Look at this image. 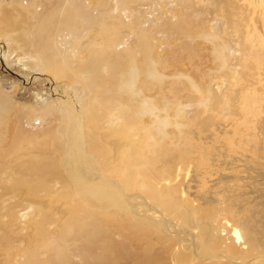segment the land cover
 <instances>
[{"label":"rangeland","instance_id":"374dc122","mask_svg":"<svg viewBox=\"0 0 264 264\" xmlns=\"http://www.w3.org/2000/svg\"><path fill=\"white\" fill-rule=\"evenodd\" d=\"M0 1L29 44L0 37L19 105L0 132V264H264V0ZM50 103L32 133L21 108ZM42 134L27 152L54 162L25 163Z\"/></svg>","mask_w":264,"mask_h":264},{"label":"bare ground","instance_id":"6f19581e","mask_svg":"<svg viewBox=\"0 0 264 264\" xmlns=\"http://www.w3.org/2000/svg\"><path fill=\"white\" fill-rule=\"evenodd\" d=\"M6 1V0H4ZM8 5H6L5 2H1L0 1V7L3 8L0 10V37L3 38H8L9 40H11L10 42L13 43H17V44H22V47H18L17 50H19V52L21 53H25L23 48H26L29 46L26 38L22 37L21 35H24L23 30H21L22 25H20V22H18L15 19V15L16 13L14 12V10L17 11V9H11ZM24 30L27 33V38L33 42V43H37V40L33 37V33L30 31L29 27L26 26V28H24ZM37 60L39 61V66L42 68L43 71H45L46 73H50V71H55L56 67H57V63L52 59V57L48 56V57H40V56H36ZM41 70V71H42ZM52 73V72H51ZM54 76L55 80H64L66 78V76L63 73H56V74H52ZM13 92H5L0 85V132L2 131H6L9 135L10 141H12V135L15 131L14 127V121L18 120L17 116H18V108L19 105L14 101L13 99ZM53 103L48 104L47 106L36 110L30 106L26 107L23 106L21 109L23 110L25 116L29 119V120H39V127L36 126V124H31V127H28L32 133L35 132H39V130H41L44 125L42 124L44 121V118L41 116H44V112H52V109H55L56 107H54L52 105ZM46 123V122H45ZM4 129V130H3ZM27 133H30L29 131ZM44 135H39V136H34L32 135L31 139H28L26 142L22 143L20 145L21 147V152L24 153L26 155V160L25 163L28 164H35V165H41L43 162L47 161H51L54 162L53 159L50 157L48 159H45L43 157V155H41V153H38V155H35L32 157L29 156L30 154H28V149L32 147V144H35L33 140H37V142L44 143ZM37 144V145H40ZM43 145H49V142L44 143ZM63 147H65V145H62ZM56 149V148H61L60 143L57 145H54L51 147ZM50 150L47 154V156L49 155ZM11 164H13L14 166H16L17 164V160H13L11 162ZM22 164L19 163V172H22L23 169L21 166ZM13 168V167H12ZM13 171L17 170L15 168L11 169ZM27 171V170H26ZM34 170H28L27 172H31ZM58 181H62L64 183V187L67 186L65 180L59 176V174L57 173L56 175ZM75 177V178H74ZM73 179H72V184L73 186L79 191L80 193V198H83V200L92 208L97 209V210H101L105 207V200L102 199V197L95 192V190L92 188V186L90 185L89 181L86 178H83L79 175H74ZM73 197H75V195H73ZM116 226V225H115ZM117 227V226H116ZM135 227H139L138 226V220L137 221H126L123 223V228L124 229H128L133 231ZM235 235L238 239V241H240L243 236H242V232L239 230L235 231ZM207 259V258H206Z\"/></svg>","mask_w":264,"mask_h":264}]
</instances>
